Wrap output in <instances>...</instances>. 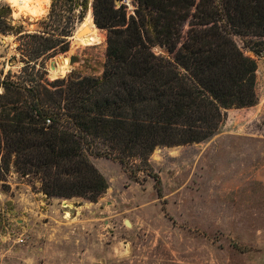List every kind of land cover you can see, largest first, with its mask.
<instances>
[{"label": "trees", "instance_id": "16d2710c", "mask_svg": "<svg viewBox=\"0 0 264 264\" xmlns=\"http://www.w3.org/2000/svg\"><path fill=\"white\" fill-rule=\"evenodd\" d=\"M135 2L128 19L124 5L94 0L95 24L109 32L101 77L53 81L46 63L68 51L72 32L64 31L67 40L25 32L0 4V35L19 36L23 64L0 76L1 181L13 170L48 198L96 203L109 190L96 156L118 162L137 183L141 173L153 178L161 196L151 163L157 149L203 143L228 110L257 105V62L234 38L264 52V0Z\"/></svg>", "mask_w": 264, "mask_h": 264}, {"label": "rangeland", "instance_id": "374dc122", "mask_svg": "<svg viewBox=\"0 0 264 264\" xmlns=\"http://www.w3.org/2000/svg\"><path fill=\"white\" fill-rule=\"evenodd\" d=\"M15 1L0 4L12 7L23 31L49 39L72 32L68 51L46 63L48 79L103 75L107 29L97 27L100 45L70 52L90 12L94 18V0ZM131 1L134 11L120 1L128 19L136 10ZM18 38L0 35L2 78L23 67ZM234 39L257 62L256 106L228 110L217 134L203 143L157 149L151 163L161 196L153 178L141 173L137 183L105 157H91L109 182L96 203L48 198L40 183L11 170L0 180V264H264V52ZM63 56L69 71L52 79L50 64Z\"/></svg>", "mask_w": 264, "mask_h": 264}, {"label": "bare ground", "instance_id": "6f19581e", "mask_svg": "<svg viewBox=\"0 0 264 264\" xmlns=\"http://www.w3.org/2000/svg\"><path fill=\"white\" fill-rule=\"evenodd\" d=\"M15 2L20 6L26 5L25 0L24 1L16 0ZM46 3L48 2L46 1ZM101 43H102V38L95 24L93 14L92 12H90L83 30L78 33L77 37L73 41L70 52L74 54L82 48L100 45ZM69 60H70L69 58H66L64 56L59 57L56 60V64H57L56 69L55 70L51 69L50 71V74H49L50 77L52 79L64 77L68 73L69 68H70ZM67 207L71 208V206H67Z\"/></svg>", "mask_w": 264, "mask_h": 264}, {"label": "water", "instance_id": "95a60500", "mask_svg": "<svg viewBox=\"0 0 264 264\" xmlns=\"http://www.w3.org/2000/svg\"><path fill=\"white\" fill-rule=\"evenodd\" d=\"M115 5H116L117 7H120V6H121V2H120V0H115ZM76 61H77V58H76V57H72V58H71V63H74V62H76ZM56 67H57L56 61H53V62L50 64V69L55 70Z\"/></svg>", "mask_w": 264, "mask_h": 264}, {"label": "built area", "instance_id": "2783aa9c", "mask_svg": "<svg viewBox=\"0 0 264 264\" xmlns=\"http://www.w3.org/2000/svg\"><path fill=\"white\" fill-rule=\"evenodd\" d=\"M122 3L125 6H127L130 11H134L133 9H134L135 5L133 4V2L131 0H123ZM20 241L22 242L23 240L21 239Z\"/></svg>", "mask_w": 264, "mask_h": 264}]
</instances>
